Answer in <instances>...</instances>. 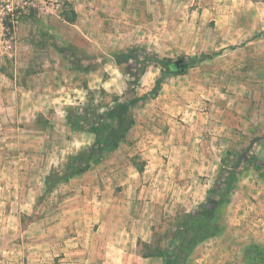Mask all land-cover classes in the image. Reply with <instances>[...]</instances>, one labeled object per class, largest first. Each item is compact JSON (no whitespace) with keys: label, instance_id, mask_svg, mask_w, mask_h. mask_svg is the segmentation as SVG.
<instances>
[{"label":"rangeland","instance_id":"374dc122","mask_svg":"<svg viewBox=\"0 0 264 264\" xmlns=\"http://www.w3.org/2000/svg\"><path fill=\"white\" fill-rule=\"evenodd\" d=\"M33 1L0 36V264H264V0ZM115 96L143 98L96 162ZM232 153L261 167L191 246Z\"/></svg>","mask_w":264,"mask_h":264},{"label":"trees","instance_id":"16d2710c","mask_svg":"<svg viewBox=\"0 0 264 264\" xmlns=\"http://www.w3.org/2000/svg\"><path fill=\"white\" fill-rule=\"evenodd\" d=\"M206 56L209 55L201 54L196 56L194 61H201ZM161 63L163 64L164 61ZM172 67L174 66L172 65ZM165 77L166 72H163V74L157 79L156 86L153 91H151L152 94L155 95V93H157ZM141 98L143 97H134L128 101H121L118 96H115L114 103L106 111L102 113L95 111L91 115L85 113V117L89 115L90 117L94 118V120H92L90 123L91 131L95 134L96 138L95 146L97 148V152L95 154L94 161H101L104 158V151L109 152L115 149L119 142L126 137L128 130L134 124V118L130 116V113H128L130 110V105L136 103ZM77 162L80 164L77 165ZM242 163L255 164L257 168H260L262 164V162L256 157L248 159L244 154L232 153V165H230L232 168L230 167L231 169H229L227 175L221 173L217 181L210 188L209 200L213 203L214 207L212 208L203 205L198 215L191 219V225H196V232L194 233L196 238L190 244L191 246H194L197 242L216 233V231L212 230V227H217L220 229L218 224H211L210 218L220 207L224 206L230 201V195L235 190L238 179L236 170ZM91 165L92 163L88 159L83 160L81 157H76L68 164L67 170L69 174L84 173L91 167ZM180 251L181 250L176 248L164 253L163 255L165 257L166 264H179L178 256Z\"/></svg>","mask_w":264,"mask_h":264},{"label":"built area","instance_id":"2783aa9c","mask_svg":"<svg viewBox=\"0 0 264 264\" xmlns=\"http://www.w3.org/2000/svg\"><path fill=\"white\" fill-rule=\"evenodd\" d=\"M33 0H0V36L18 33L20 19L28 12ZM7 50H12V45H7Z\"/></svg>","mask_w":264,"mask_h":264},{"label":"water","instance_id":"95a60500","mask_svg":"<svg viewBox=\"0 0 264 264\" xmlns=\"http://www.w3.org/2000/svg\"><path fill=\"white\" fill-rule=\"evenodd\" d=\"M182 63H184V60L175 61V62H173V66L174 67H179L180 65H182ZM185 69H186V66H183L182 70H185Z\"/></svg>","mask_w":264,"mask_h":264},{"label":"flooded vegetation","instance_id":"af4514ba","mask_svg":"<svg viewBox=\"0 0 264 264\" xmlns=\"http://www.w3.org/2000/svg\"><path fill=\"white\" fill-rule=\"evenodd\" d=\"M183 66H186L185 62H184V63H182V65H180L179 67H176V68H178V69L182 70V67H183Z\"/></svg>","mask_w":264,"mask_h":264}]
</instances>
